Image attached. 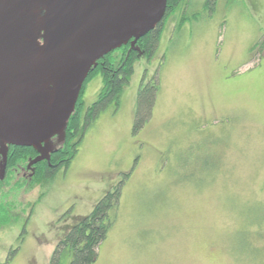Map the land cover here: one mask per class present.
Instances as JSON below:
<instances>
[{
    "label": "rangeland",
    "instance_id": "rangeland-1",
    "mask_svg": "<svg viewBox=\"0 0 264 264\" xmlns=\"http://www.w3.org/2000/svg\"><path fill=\"white\" fill-rule=\"evenodd\" d=\"M263 40L264 0H186L69 166L17 192L15 209H23L0 227V264H48L65 231L123 173L93 264H264V254L237 261L232 243L239 216L251 210V217L263 212L248 229L264 246V51L252 49ZM144 73L159 87L150 119L133 134ZM100 86L99 75L87 83L86 105ZM69 261L65 248L60 264Z\"/></svg>",
    "mask_w": 264,
    "mask_h": 264
},
{
    "label": "water",
    "instance_id": "water-1",
    "mask_svg": "<svg viewBox=\"0 0 264 264\" xmlns=\"http://www.w3.org/2000/svg\"><path fill=\"white\" fill-rule=\"evenodd\" d=\"M167 0H0V143L45 157L97 61L162 20Z\"/></svg>",
    "mask_w": 264,
    "mask_h": 264
},
{
    "label": "trees",
    "instance_id": "trees-1",
    "mask_svg": "<svg viewBox=\"0 0 264 264\" xmlns=\"http://www.w3.org/2000/svg\"><path fill=\"white\" fill-rule=\"evenodd\" d=\"M185 1L167 0L166 11L162 20L153 29L136 40L134 47H137L138 50L131 48L129 42H127L105 54L97 61L96 66L91 69L83 82L74 110L67 120L64 139L56 150L50 153L48 159L41 160L36 164L37 175L31 179L26 189L44 184L52 179L59 169L65 170L69 166L78 152V148L90 125L109 106L113 105L114 109L117 108L124 87L129 83L133 74L135 62L140 57L147 60L152 59L159 45L165 20ZM186 19L187 17L181 16L177 26L180 27ZM252 49L254 51H264V40L254 44ZM96 75L100 76L101 86L95 99L86 105L84 100L85 87ZM158 87L155 74L151 78H146L145 73L143 74L135 98L133 134L141 130L150 119ZM35 154L36 152L32 147L12 146L9 147L8 163L15 160L17 163L25 164L28 158L35 156ZM128 175L129 173H123L121 179L102 195L91 211L65 231L51 254L48 264H60V255L65 248H68L70 254L68 264H93L96 261L98 246L106 238L114 222V211L119 205L122 186ZM10 183L11 181L7 185ZM16 194L17 192L14 191L9 192V195ZM11 199L13 200V197L9 200ZM9 211L12 210L8 209V213L3 214L0 206L1 227L11 221ZM250 212L251 210L243 211L239 216L242 225L235 232L237 234V239L234 240L235 243L232 241L236 250V260L241 262L246 259L255 261L260 255L263 256L264 254V246H258L252 242L250 230L248 229V225H252L255 223L254 221L261 222L258 219L262 218L260 215L263 212L254 213L255 215L252 217L249 215ZM238 236H240L239 239Z\"/></svg>",
    "mask_w": 264,
    "mask_h": 264
},
{
    "label": "flooded vegetation",
    "instance_id": "flooded-vegetation-1",
    "mask_svg": "<svg viewBox=\"0 0 264 264\" xmlns=\"http://www.w3.org/2000/svg\"><path fill=\"white\" fill-rule=\"evenodd\" d=\"M58 139L56 137H52L49 141L46 142L45 144V150L46 154L45 157L49 158V155L52 151L56 150V148L60 145L61 141H57ZM15 145H5L3 146L0 143V206L2 208V213L7 214L8 209H11L12 211H9V215L14 213V216H17L18 214L21 213V209L17 210L15 209V195H9V192L12 193L18 192L20 189H26L28 183L31 182V179L35 175H37L38 169L36 168V164L40 162L36 161L34 163H31V161L39 155L41 152L40 149H35L36 152L35 156L28 158L27 162L25 164L23 163H17L15 160L12 162L8 163V155H9V147H12ZM25 147H30V146H25ZM11 181L9 185L7 183ZM20 184V185H19ZM35 187V186H34ZM9 197H13V200H9ZM4 207V208H3ZM1 227V226H0ZM25 228L23 227L22 231L24 232Z\"/></svg>",
    "mask_w": 264,
    "mask_h": 264
},
{
    "label": "crops",
    "instance_id": "crops-1",
    "mask_svg": "<svg viewBox=\"0 0 264 264\" xmlns=\"http://www.w3.org/2000/svg\"><path fill=\"white\" fill-rule=\"evenodd\" d=\"M178 21H180V20H177L176 22L178 23ZM184 22H185V21H184ZM179 23H180V22H179ZM183 24H184V23H183ZM183 24H182V25H183ZM180 27H181V26H180ZM255 44H256V43H255ZM253 46H254V45H253Z\"/></svg>",
    "mask_w": 264,
    "mask_h": 264
}]
</instances>
